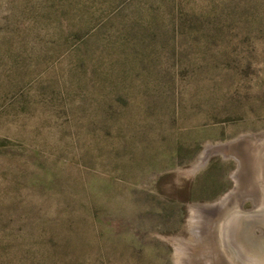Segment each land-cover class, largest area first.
<instances>
[{
	"label": "rangeland",
	"instance_id": "obj_1",
	"mask_svg": "<svg viewBox=\"0 0 264 264\" xmlns=\"http://www.w3.org/2000/svg\"><path fill=\"white\" fill-rule=\"evenodd\" d=\"M191 1L0 0V264H175L174 237L184 241L179 256L191 264L208 247L223 207L213 217L199 213L205 223L198 228L190 206L232 190L238 163L215 155L195 175L184 171L208 143L264 132V65L238 73L235 87L229 72L223 76L218 90L238 94L230 107L223 100L227 115L192 118L188 103L208 87L184 76L148 117L143 107L152 99L144 89L158 85L150 77L159 72L177 71L175 44L187 59L202 47L160 36L140 43L144 54L160 53L145 61L131 49L102 56L99 43L87 54L92 62L79 67L82 39L66 34L93 10L110 7L105 17L127 5L143 22L157 14L162 24L177 22V5L206 12L215 2ZM237 3L264 8V0ZM61 8L69 17L58 22L51 14ZM121 95L128 111L106 114ZM107 119L124 127L110 129ZM242 207L254 204L246 199Z\"/></svg>",
	"mask_w": 264,
	"mask_h": 264
},
{
	"label": "trees",
	"instance_id": "obj_2",
	"mask_svg": "<svg viewBox=\"0 0 264 264\" xmlns=\"http://www.w3.org/2000/svg\"><path fill=\"white\" fill-rule=\"evenodd\" d=\"M109 1L112 2V0ZM185 1L184 5L192 4L191 0ZM111 2L109 4L114 5ZM210 6V9H205L206 12H203L194 6L187 8V6L177 5L180 10L177 22L160 24L157 14L150 16L147 22H143L144 19L142 20L139 10L131 11L127 5L123 7L118 5L114 6L112 14L108 12L105 17H102L103 12L110 10V7L107 10H93L87 13L81 20L69 24L71 27L68 28L66 34L82 39L75 50L81 58L77 63L79 67L83 66L85 59L92 62L94 56L90 57L87 54L92 50V46L95 48L99 43L104 51L102 56L111 54V49H114V52L121 51L123 54L125 49H131L136 56L145 61L151 60L152 57L159 59L160 53L144 54L146 48L140 45L142 41L171 35L175 42H179V37L184 36V41L199 44L202 51L197 50L198 55L188 59L181 51V47L175 44L177 71L175 73L162 71L156 74L157 78L156 76L150 77L152 81L157 79L158 85L148 84L144 89L145 96H149L152 100L147 102L143 109L148 117L156 115L159 110L161 111L159 104L162 103L158 104L157 100L163 99L161 97L166 99L173 97V86L181 77L186 76L194 85L195 82H200L202 87H208L205 94L194 95L188 103L193 114L192 118L201 117V119L212 120L229 114L232 110L226 106L227 103L230 107L232 101L238 97L234 91L222 94L218 90L226 72H229L232 78L227 76L225 79H230L232 87H235L238 73L249 71L255 65H264V18H259L264 17V13L261 12V9L264 12V8L257 9L254 6L240 5L237 0H215ZM51 16L57 17L58 22L69 17L64 8L53 11ZM132 46L135 48L132 49ZM93 51L96 54L97 50L93 49ZM117 65L127 67L122 62H118ZM146 74L149 73L146 72ZM146 77L149 76L146 75ZM223 100H226V105H222ZM130 104L125 95L117 96V100L105 106L104 112L109 114V111L112 112L117 108L125 113L131 106ZM169 104L172 105L171 102ZM161 106L170 111V106L168 107L166 103ZM180 108L184 110L185 107L182 104ZM119 119L115 123L108 119L104 121L110 129L122 130L124 126L120 124Z\"/></svg>",
	"mask_w": 264,
	"mask_h": 264
},
{
	"label": "bare ground",
	"instance_id": "obj_3",
	"mask_svg": "<svg viewBox=\"0 0 264 264\" xmlns=\"http://www.w3.org/2000/svg\"><path fill=\"white\" fill-rule=\"evenodd\" d=\"M225 151L238 163L236 190L228 201L220 204L223 208L212 224L213 235L205 239L210 243L191 257H194L191 264H264V132L240 136ZM246 199L252 200V210L242 207ZM199 213L203 212L195 210L192 214L198 228L205 223Z\"/></svg>",
	"mask_w": 264,
	"mask_h": 264
},
{
	"label": "water",
	"instance_id": "obj_4",
	"mask_svg": "<svg viewBox=\"0 0 264 264\" xmlns=\"http://www.w3.org/2000/svg\"><path fill=\"white\" fill-rule=\"evenodd\" d=\"M233 141H230L229 143H231ZM229 143H227V142L224 144L218 143V144H214V145L212 143L206 144V146H205L203 152L200 154L198 160L194 164H192L189 169H187L184 172L190 176L195 175L198 171H200L202 168H204L207 165V163L209 162V160L211 159V157H213L215 155H220L224 159L233 158L232 156H229L226 153H223V149H226V150L228 149ZM234 161L236 162L235 159H234ZM236 164H237V162H236ZM237 172H238V165H237L235 172L233 173L234 187L232 188V190H230L226 195H224L222 198H220L217 202L212 203L213 204V205L211 204L212 207L209 205H204V204L203 205L196 204V205L190 206L191 212H194L196 210L197 212H203L204 214H205V212H208V213H210V217L216 216L218 210L220 209V207H219L220 204L228 201L232 197V195L234 194L235 186H236V181H235L236 175L235 174ZM208 213H206V214H208ZM206 218L207 217H204V219H206ZM169 241L172 242V244L174 246L175 253H176V259L177 260H176L175 264H188L186 261L183 260V257L180 258V256H179L182 253V251H181L182 245H180V244L184 243V241L179 239V238H176V237L169 238Z\"/></svg>",
	"mask_w": 264,
	"mask_h": 264
}]
</instances>
